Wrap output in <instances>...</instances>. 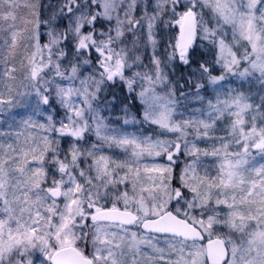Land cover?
I'll use <instances>...</instances> for the list:
<instances>
[{"label": "snow or ice", "instance_id": "6c2138e0", "mask_svg": "<svg viewBox=\"0 0 264 264\" xmlns=\"http://www.w3.org/2000/svg\"><path fill=\"white\" fill-rule=\"evenodd\" d=\"M0 264H264V0H0Z\"/></svg>", "mask_w": 264, "mask_h": 264}]
</instances>
